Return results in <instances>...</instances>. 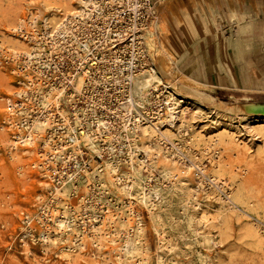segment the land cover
<instances>
[{"label": "rangeland", "instance_id": "rangeland-1", "mask_svg": "<svg viewBox=\"0 0 264 264\" xmlns=\"http://www.w3.org/2000/svg\"><path fill=\"white\" fill-rule=\"evenodd\" d=\"M153 1L137 71L162 51L176 62L166 18L182 1ZM78 9L80 0H0V264H264V123L245 108L264 97L205 85L211 99L196 105L180 83H158L142 101L110 50L128 42L101 44L99 29L72 22ZM41 117L48 124L22 142ZM132 154L143 166L130 187ZM138 224L137 247L125 252Z\"/></svg>", "mask_w": 264, "mask_h": 264}, {"label": "crops", "instance_id": "crops-1", "mask_svg": "<svg viewBox=\"0 0 264 264\" xmlns=\"http://www.w3.org/2000/svg\"><path fill=\"white\" fill-rule=\"evenodd\" d=\"M181 1L166 18L173 67L203 88L239 85L264 97V0Z\"/></svg>", "mask_w": 264, "mask_h": 264}, {"label": "bare ground", "instance_id": "bare-ground-1", "mask_svg": "<svg viewBox=\"0 0 264 264\" xmlns=\"http://www.w3.org/2000/svg\"><path fill=\"white\" fill-rule=\"evenodd\" d=\"M3 6V5H2ZM9 6V5H8ZM7 6V7H8ZM7 7H5L4 8V10L6 11V8ZM83 11H84V9H83V7H81V11H80V13H83ZM148 34L150 35V32H148ZM148 39V38H147ZM151 39V38H150ZM148 42V46H153L152 45V42L150 41V40H148L147 41ZM153 42H154V40H153ZM157 45V44H156ZM154 47H155V45H154ZM163 47H165V46H163ZM162 47V48H163ZM152 49V48H151ZM155 49V48H154ZM164 49V48H163ZM165 49H166V47H165ZM158 52V51H157ZM165 52V51H164ZM168 52V51H167ZM160 54H163L166 58H165V65H161V63H160ZM171 56V55H170ZM172 59V58H171ZM159 60V61H158ZM172 61V60H171ZM138 68V67H137ZM131 81H132V90H133V94L134 95H136V96H138L139 98H141L142 99V101H145V102H149L150 100H149V98H150V94L152 93V88H155L156 86H157V84L158 83H165L166 85H168V84H174V85H177L178 83H180L181 85V88H180V90L179 89H177L178 90V92L180 93V94H182L184 97H185V99H186V102L188 103H193V104H204V102H206L207 100H210L211 99V95L210 94H208L207 92H205V90H204V88L202 87V85H200V84H197V83H195V82H193L190 78H188L187 76H185V75H180V74H177V70L173 67V65L171 64V62H170V57H169V55H167V54H165V53H163V51H162V53L160 52L159 53V55H158V59H156V61H155V63H154V65H152L150 68H145V69H140L139 71H137L135 74H134V76H132L131 77ZM165 87V86H164ZM168 88V87H167ZM172 96H173V94H172ZM169 97V96H168ZM175 97L173 96V99H174ZM180 100V99H179ZM177 101V100H176ZM168 102H171L170 100L168 101ZM220 103V102H219ZM170 105V104H169ZM247 105V104H246ZM181 106V105H180ZM220 106H222V105H220ZM175 107H176V105H175ZM234 107V106H233ZM232 107V108H233ZM229 108V107H228ZM227 109V108H226ZM245 110V109H244ZM241 111V110H240ZM172 112V111H171ZM187 112V111H186ZM245 112H246V110H245ZM181 113H182V111H181ZM171 114V113H170ZM205 114V113H204ZM227 115H229V114H227ZM247 115V117L249 118V120H251V122L252 123H254V122H257V123H264V114H246ZM172 116V115H171ZM170 116V117H171ZM214 116V115H213ZM218 116V115H217ZM216 116V117H217ZM222 116V115H221ZM200 117V116H199ZM215 117V116H214ZM229 117H231V116H229ZM210 118V117H209ZM226 118V117H225ZM236 118V117H235ZM176 119V118H175ZM181 120V119H180ZM262 120V121H261ZM157 121V120H156ZM224 121H227V120H224ZM216 122V121H215ZM221 122V121H220ZM223 122V121H222ZM166 123V122H165ZM212 123V122H211ZM48 124V122H47V118L45 117H41L40 119H37V120H35L34 121V123L32 124V130L31 131H29V133H27V135H26V137H23L24 138V140H22V142H24V143H33L34 142V140H35V137H34V135H33V132H35L36 131V129H38V128H40V127H43V126H45V125H47ZM98 126H103V125H105V123L103 122V121H99L98 122ZM135 124H136V127H139L140 126V121L139 120H136L135 121ZM231 124V123H230ZM130 125L131 124H128V123H126L125 125H124V128H126V129H128V131H129V129H130ZM218 125V124H217ZM255 125V124H254ZM179 126H180V124H179ZM221 126V125H220ZM170 127V126H169ZM181 127V126H180ZM179 127V128H180ZM239 127V126H238ZM253 127V126H252ZM143 128L146 130V131H149V130H153L152 128V124H145L144 126H143ZM216 129V128H215ZM247 129V128H246ZM166 130V129H165ZM178 130V129H177ZM132 131V130H131ZM137 131V130H136ZM155 131V130H154ZM158 131V130H157ZM156 131V132H157ZM229 131V130H228ZM250 131V130H249ZM90 132V131H89ZM89 132H83L84 133V137H85V139H86V141H88L89 142V144L91 145V148L92 149H96V141H95V137H93L92 136V134H90ZM151 132V131H150ZM153 132V131H152ZM160 132V131H159ZM230 132V131H229ZM154 133V132H153ZM233 133V132H232ZM255 133H256V131H255ZM260 133V132H259ZM260 134H263V136H264V128H261V133ZM155 135V134H154ZM157 135V134H156ZM251 135H252V133H251ZM255 136V135H254ZM253 136V137H254ZM151 137H152V135H151ZM154 138V137H153ZM219 138V137H218ZM263 138V137H262ZM237 141V140H236ZM240 142V141H239ZM161 144V143H160ZM197 144V143H196ZM258 145V144H257ZM98 147V146H97ZM135 148V147H134ZM166 148V147H165ZM237 148V147H236ZM153 149V148H152ZM161 149V148H160ZM223 149V148H222ZM167 150V149H166ZM165 153H166V151H165ZM156 155V154H155ZM184 157V156H183ZM44 160H46V159H44ZM173 160V159H172ZM183 160V159H182ZM42 161V160H41ZM174 161V160H173ZM130 162L133 164V167H131L132 169H133V171H132V173L130 174V176L128 177V179L129 178H131V180L130 181H132L133 182V184L130 186V187H132V186H134L135 184H138V178L140 177V167H142L143 165H142V162L141 161H139L136 157H135V155L134 154H132V156H131V158H130ZM185 162V161H184ZM42 163V162H41ZM113 164V163H112ZM114 165V164H113ZM131 165V164H130ZM185 165V164H184ZM188 167V166H187ZM107 168V167H106ZM110 168V167H109ZM116 168V167H115ZM114 168V169H115ZM116 170V169H115ZM114 171V170H113ZM108 173V172H107ZM170 173H172V172H170ZM104 175V174H103ZM129 175V174H128ZM166 175V174H165ZM71 176V175H70ZM69 176V177H70ZM97 176V175H96ZM102 176V175H101ZM126 176V175H125ZM68 177V176H67ZM166 177V176H165ZM214 177V176H213ZM101 178V177H100ZM108 178V177H107ZM125 178H127V177H125ZM110 179V178H109ZM124 179V178H123ZM143 179V178H142ZM126 180V179H125ZM144 180V179H143ZM166 180V179H165ZM231 180V179H230ZM71 181V180H70ZM106 181V180H105ZM112 180L110 179V182H111ZM174 181V180H173ZM72 182V181H71ZM75 182V181H74ZM104 182V181H103ZM102 182V183H103ZM128 182V181H127ZM126 182V183H127ZM141 182V181H140ZM182 182V181H181ZM70 183V182H69ZM73 183V182H72ZM101 183V184H102ZM163 183V182H162ZM169 183V182H168ZM179 183V182H178ZM223 183V182H222ZM158 184V183H157ZM227 185H228V183H226ZM128 186V185H127ZM138 186V185H137ZM152 186V185H151ZM163 186V185H162ZM173 186V185H172ZM107 187V186H106ZM155 187H157V186H155ZM175 187V186H174ZM128 188V187H127ZM158 188V187H157ZM131 189V188H130ZM148 189V188H147ZM161 189V188H160ZM176 190V189H175ZM219 190V189H218ZM143 191V190H142ZM167 191H169V190H167ZM201 191V190H200ZM225 192V191H224ZM137 193V192H136ZM139 193V192H138ZM138 193H137V195H138ZM162 193V192H161ZM172 193V192H171ZM228 193V192H227ZM139 194H141V193H139ZM133 195V194H132ZM167 195V194H166ZM182 195V194H181ZM180 195V196H181ZM196 195V194H195ZM220 195H221V193H220ZM240 196L239 197H237L238 199L240 198V197H242V195H243V193H241L240 192V194H239ZM147 196V195H146ZM152 196V195H151ZM154 196H157V192L155 193V195ZM174 196V195H173ZM225 196V195H224ZM132 197V196H131ZM149 197V196H148ZM119 198V197H118ZM134 198H135V196H134ZM142 198V197H141ZM146 198V197H145ZM144 198V199H145ZM160 198H162V197H160ZM182 198V197H181ZM184 198V197H183ZM236 198V199H237ZM150 199V198H149ZM153 199V198H152ZM178 199H180V198H178ZM241 199V198H240ZM161 200V199H160ZM168 200V199H167ZM144 201V200H143ZM147 201V200H146ZM169 201V200H168ZM172 201V200H171ZM182 201V200H181ZM180 201V202H181ZM159 202V201H158ZM170 202V201H169ZM169 202H168V204H169ZM119 203V202H118ZM147 203V202H146ZM162 203H164V202H162ZM161 203V204H162ZM176 203V202H175ZM179 203V202H178ZM231 203V202H230ZM149 204V203H148ZM156 204V203H155ZM160 203H158V205H159ZM182 204V203H181ZM240 204V203H239ZM146 205V204H145ZM157 205V206H158ZM180 205V204H179ZM179 205H178V207H179ZM188 205V204H187ZM191 205V204H190ZM205 205V204H204ZM235 205V204H234ZM184 206V205H183ZM155 207V206H154ZM165 207V206H164ZM199 207V206H198ZM235 207V206H234ZM240 207V206H239ZM118 208H119V206H118ZM162 208V207H161ZM165 209V208H164ZM179 209V208H178ZM180 209H181V207H180ZM196 209V208H195ZM169 210V209H168ZM177 210V209H176ZM178 211V210H177ZM185 211V210H184ZM175 212V211H174ZM173 212V214H176V213H174ZM183 212V211H182ZM193 212H195V211H193ZM256 212V211H255ZM158 213V212H157ZM164 213V212H163ZM166 213V212H165ZM167 213H168V211H167ZM166 213V214H167ZM171 213V212H170ZM178 213V212H177ZM172 214V213H171ZM221 214H222V212H221ZM253 214V213H252ZM188 215V214H187ZM173 216V215H172ZM179 216V215H178ZM206 216L207 215H205V219L204 220H206ZM223 216V215H222ZM159 217V216H158ZM161 217V216H160ZM176 217H177V215H176ZM201 217H202V215H201ZM210 217V216H209ZM255 217V216H254ZM257 217V216H256ZM165 218V217H164ZM261 218V217H260ZM118 219V218H117ZM153 219H156V218H153ZM171 219H173V218H171ZM175 219V218H174ZM177 219H179V218H177ZM190 219V218H189ZM202 219V218H201ZM210 219L211 218H209V221H210ZM256 219V218H255ZM167 220V219H166ZM185 220V219H184ZM120 221V220H119ZM174 221V220H173ZM188 221H190V220H188ZM195 221V220H194ZM208 221V222H209ZM220 221V220H219ZM73 222V221H72ZM161 222V221H160ZM159 222V223H160ZM167 222V221H166ZM169 222V221H168ZM192 222V221H191ZM58 225L60 226V227H67V226H69L70 224H67V223H65V220L64 219H60L58 222ZM153 223V222H152ZM158 223V224H159ZM163 223V222H162ZM161 223V224H162ZM171 224H172V222H170ZM187 223V222H186ZM190 223V222H189ZM188 223V224H189ZM154 224V223H153ZM164 224V223H163ZM179 224V223H178ZM185 224V223H184ZM195 224V223H194ZM156 225V224H155ZM159 226H161V225H159ZM172 226V225H171ZM174 226V225H173ZM177 226V225H176ZM181 226V225H180ZM184 226V225H183ZM199 226V225H198ZM202 226H203V224H202ZM70 227V226H69ZM72 227V226H71ZM167 227V226H166ZM190 227V226H189ZM193 227H194V225H193ZM161 228V227H160ZM163 228V227H162ZM176 228V227H175ZM192 228V227H191ZM173 229V228H172ZM186 229V228H185ZM74 230V229H73ZM76 230V229H75ZM160 230V229H159ZM164 230H166V229H164ZM163 230V231H164ZM181 230V229H180ZM132 231V230H131ZM141 231H142V227H141V225L140 224H138V226H137V228L136 229H133V234H130V232L128 233V240H126V247H124V251L125 252H132L134 249H136V241L138 240L139 241V235H140V233H141ZM158 231V230H157ZM177 231V230H176ZM187 231V230H186ZM185 231V232H186ZM193 231V230H192ZM199 231V230H198ZM209 232V231H208ZM77 233V232H76ZM171 233H172V231H171ZM174 233V232H173ZM193 233V232H192ZM198 233V232H197ZM168 234V233H167ZM179 234V233H178ZM172 235V234H171ZM56 236V235H55ZM188 236V235H187ZM125 237V236H124ZM179 237V236H178ZM192 237V236H191ZM210 237V236H209ZM175 238V237H174ZM184 238V237H183ZM202 238V237H201ZM48 239V238H47ZM81 239V238H80ZM206 239V238H205ZM209 239V238H208ZM208 239H206V240H204V241H207ZM213 239V238H212ZM113 240V239H112ZM143 240V239H142ZM168 240V239H167ZM171 241V240H170ZM113 242V241H112ZM210 242V241H209ZM211 242H212V240H211ZM179 243V242H178ZM177 243V244H178ZM192 243V242H191ZM195 243H197V241L195 242ZM194 243V244H195ZM206 243V242H205ZM168 244H171V243H168ZM204 244V243H203ZM211 245H212V243H210ZM209 244V245H210ZM172 245V244H171ZM181 245V244H180ZM259 245V244H258ZM168 246V245H167ZM173 246V245H172ZM177 246V245H176ZM206 246V245H205ZM204 247V246H203ZM139 248V247H138ZM161 248V247H160ZM178 248V247H177ZM195 248V247H194ZM211 248V247H210ZM258 248V247H257ZM260 248V247H259ZM80 249V248H79ZM163 249V248H162ZM182 249V248H181ZM264 249V248H263ZM66 250V249H65ZM187 250H189V249H187ZM201 250V249H200ZM171 251V250H170ZM178 251V250H177ZM194 250H192V252H193ZM62 252V251H61ZM135 252V251H134ZM133 252V253H134ZM174 252V251H173ZM71 253V252H70ZM139 253V255H141L140 254V251L138 252ZM125 254V253H124ZM131 254V253H130ZM179 254H181V253H179ZM184 254V253H183ZM182 254V255H183ZM201 254V253H200ZM127 255V254H126ZM177 255V254H176ZM68 256V255H67ZM133 256V255H132ZM201 256V255H200ZM178 257H180V256H178ZM184 257V256H183ZM69 258V257H68ZM120 258V257H119ZM133 258V257H132ZM145 258V257H144ZM195 258V257H194ZM205 258V257H204ZM212 258V257H211ZM143 259V258H142ZM148 259V258H147ZM158 259V258H157ZM161 259V258H160ZM197 260V259H196ZM123 261V260H122ZM159 260H157V262H158ZM177 261H178V258H177ZM186 261V260H185ZM70 262V261H69ZM211 262V261H210ZM161 263H163V262H161ZM212 263V262H211ZM70 264H72V263H70ZM140 264V263H139ZM170 264V263H169Z\"/></svg>", "mask_w": 264, "mask_h": 264}, {"label": "built area", "instance_id": "built-area-1", "mask_svg": "<svg viewBox=\"0 0 264 264\" xmlns=\"http://www.w3.org/2000/svg\"><path fill=\"white\" fill-rule=\"evenodd\" d=\"M81 7L84 9L83 13H80V9H78V12L73 14L72 22L76 26L83 24L88 29H99L101 32L99 35H103L101 44L108 42L113 46L112 48H116L120 44L128 42V45L131 46V48L125 45L123 49L121 47L116 50L110 49L117 55V59L119 58L116 66L127 74L131 82V77L137 72V61L141 57L140 55L145 54L141 40L143 32L149 27L154 16L152 0H80ZM91 43H93L91 40L85 39L80 42V45L84 48H86L85 45H88L90 49H86L91 51L95 44L92 45ZM106 46L108 45H103L102 49H105ZM127 49L133 50H131V57L125 58V55L122 56V54ZM41 64L44 66V63ZM29 83L33 85V80L30 79ZM50 88V92L55 89L54 86ZM29 124L30 121L28 126Z\"/></svg>", "mask_w": 264, "mask_h": 264}, {"label": "water", "instance_id": "water-1", "mask_svg": "<svg viewBox=\"0 0 264 264\" xmlns=\"http://www.w3.org/2000/svg\"><path fill=\"white\" fill-rule=\"evenodd\" d=\"M247 112L256 113V114H264V104H250L246 107Z\"/></svg>", "mask_w": 264, "mask_h": 264}]
</instances>
